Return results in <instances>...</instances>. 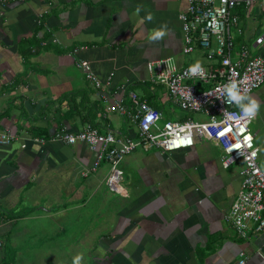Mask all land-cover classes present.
Returning <instances> with one entry per match:
<instances>
[{"label":"crops","instance_id":"obj_1","mask_svg":"<svg viewBox=\"0 0 264 264\" xmlns=\"http://www.w3.org/2000/svg\"><path fill=\"white\" fill-rule=\"evenodd\" d=\"M186 6V0H0V130L45 141L24 149L20 139L0 144V264H27L20 242H40L42 222L61 218L72 221L73 229L81 226L83 234L93 232L92 258L83 256L82 264H232L241 251L245 264H264V232L243 239L224 220L240 175H230L220 158L201 160L194 145L207 139L196 138L184 150L125 155L127 161L118 164L121 192L105 183L108 162L104 173L100 165L91 169L95 154L85 144L52 140L62 128L75 133L86 123L101 133L137 134L129 118L107 110L76 67L78 59L87 60L102 81L112 75L111 102L132 91L161 112V122L175 120L178 108L163 86L150 81L146 64L171 57L178 68L207 66L198 46L182 53L179 15ZM148 11L151 21L143 19ZM235 12L244 29L236 40L260 53L264 41L255 39L264 35L257 33L264 10ZM162 25L168 35L150 41V32ZM250 95L261 106L251 125L264 171V83ZM73 229L59 225L53 237L67 241L65 235L82 233Z\"/></svg>","mask_w":264,"mask_h":264},{"label":"built area","instance_id":"obj_2","mask_svg":"<svg viewBox=\"0 0 264 264\" xmlns=\"http://www.w3.org/2000/svg\"><path fill=\"white\" fill-rule=\"evenodd\" d=\"M186 1V9L179 15L182 53L190 55L198 46L209 63L207 66L199 65L195 73L189 71L194 65L178 68L171 57L148 61L146 67L150 81L163 86L180 111L198 112L206 120L187 118L161 123V112L132 91L111 102L112 75L102 81L87 60L78 59L75 61L76 67L99 92L107 110L117 111L129 118L136 126L137 134L134 137L116 136L111 130L101 133L96 126L86 123L82 130L75 133L62 128L52 140L65 145L85 144L95 154L92 170H96L101 162H108L110 171L105 183L117 192H121L123 176L118 164L125 155L137 150H184L191 148L196 138L210 140L222 152L220 165L223 169L238 161L244 163V168L239 172L238 192L224 220L238 237L249 239L253 233L264 232V171L259 167V150L250 131L255 117L245 118L234 104L226 103L223 100V85L236 81L243 92L250 94L264 83V50L253 54L247 45L236 41L237 36L243 35L244 29L235 12L238 7L247 12L255 5L264 10V0ZM263 41L264 35L259 36L255 44H262ZM83 49L81 46L73 53ZM119 89L124 91L125 87ZM18 139L23 149L29 142H45L40 137H17L0 130V144H9ZM89 172L85 170L82 175L86 176ZM245 263L246 256L241 251L237 261L232 264Z\"/></svg>","mask_w":264,"mask_h":264},{"label":"rangeland","instance_id":"obj_3","mask_svg":"<svg viewBox=\"0 0 264 264\" xmlns=\"http://www.w3.org/2000/svg\"><path fill=\"white\" fill-rule=\"evenodd\" d=\"M255 6H258V5H255ZM262 18H263V27L262 29L257 31L258 34H262L264 32V15L262 16ZM177 111H178V115L176 119H179L180 116H182L181 119L190 118L193 120H201V121L206 120L204 115L198 112H190V111L182 112L179 109H177ZM254 128H255L254 124H252L250 127L251 133H254ZM194 147L198 151L201 157V160H205V159L212 160L215 158L218 159L220 158L222 154L221 150L218 147L211 145L207 140H202L198 143L195 142ZM123 160H124L123 162L127 161L126 158H124ZM106 167H107L106 163L101 162L98 168L99 174L104 173L106 170ZM243 168H244V163L242 161H238V162L233 163L230 166V168L228 169V172L230 175H236V174H239V172ZM81 213L82 215H78L77 218H81V216L84 215L83 210H81ZM86 213H89V211H86L85 214ZM58 216L60 217V215ZM73 216H75V213L73 214ZM44 222L45 221L42 222V225H44L43 227L46 230L43 233L40 239V242L39 240L25 238V240L20 242L18 246L19 248L18 251L21 254H23L22 257L25 258V260L27 261V264H72L73 257L78 253L83 254V256L86 257L87 259L89 258L90 246L92 245V239L94 236L93 232L88 233V234H83L84 231H81L82 230L81 226L77 227L78 229H73L72 221L68 219H64V218L58 219L57 221H54L53 219L51 220L50 225L44 224ZM105 224L107 225L108 223L105 222ZM59 225L64 226L66 229L71 228L75 231L82 232V233H79L78 235L77 233H74L73 239L71 235H65V238L70 237L67 241L64 239H55L54 238L55 230L57 229ZM91 226L97 229L100 227V222L92 221ZM52 229L53 231H51ZM96 231L97 230H95L94 232ZM49 234L52 235V238H50ZM8 257L10 258V260H12L13 256L8 255ZM90 258L92 257L90 256Z\"/></svg>","mask_w":264,"mask_h":264},{"label":"clouds","instance_id":"obj_4","mask_svg":"<svg viewBox=\"0 0 264 264\" xmlns=\"http://www.w3.org/2000/svg\"><path fill=\"white\" fill-rule=\"evenodd\" d=\"M142 9L137 7L135 9V14L139 15ZM145 21L153 20V13L151 11L146 12L145 16L143 17ZM168 35V27L167 25H162L159 28L153 29L148 39L150 41H161ZM199 67L197 63L194 66H191L189 71L195 73ZM223 91L225 94V98L223 99L226 103L234 104L245 118H254L256 113L260 110V103L249 93L243 92L239 86V83L236 81H230L229 83L223 85ZM249 141L251 137L248 138ZM255 154V153H253ZM83 261V254L78 253L72 259V264H82Z\"/></svg>","mask_w":264,"mask_h":264}]
</instances>
